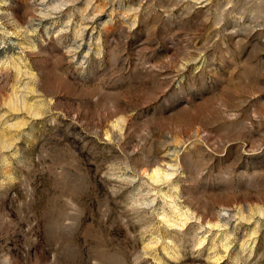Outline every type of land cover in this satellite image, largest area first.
Instances as JSON below:
<instances>
[{
    "label": "rangeland",
    "instance_id": "obj_1",
    "mask_svg": "<svg viewBox=\"0 0 264 264\" xmlns=\"http://www.w3.org/2000/svg\"><path fill=\"white\" fill-rule=\"evenodd\" d=\"M0 264H264V0H0Z\"/></svg>",
    "mask_w": 264,
    "mask_h": 264
}]
</instances>
